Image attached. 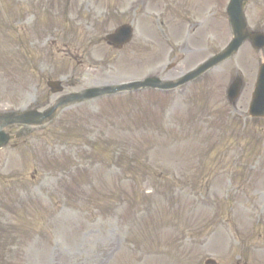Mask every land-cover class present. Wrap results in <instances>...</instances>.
Instances as JSON below:
<instances>
[{"label":"rangeland","instance_id":"374dc122","mask_svg":"<svg viewBox=\"0 0 264 264\" xmlns=\"http://www.w3.org/2000/svg\"><path fill=\"white\" fill-rule=\"evenodd\" d=\"M133 1L0 0V114L105 83L171 82L232 40L229 0H146V14ZM253 1L241 2L248 33L264 24ZM122 24L134 39L117 51L102 39ZM262 54L247 38L182 89L12 127L0 149V264H264V119L247 114ZM238 74L234 110L226 90Z\"/></svg>","mask_w":264,"mask_h":264},{"label":"water","instance_id":"95a60500","mask_svg":"<svg viewBox=\"0 0 264 264\" xmlns=\"http://www.w3.org/2000/svg\"><path fill=\"white\" fill-rule=\"evenodd\" d=\"M256 96V95H255ZM11 121H16V122H26L24 119H22V118H20V117H18V118H13V120H11ZM0 136H1V134H0Z\"/></svg>","mask_w":264,"mask_h":264}]
</instances>
